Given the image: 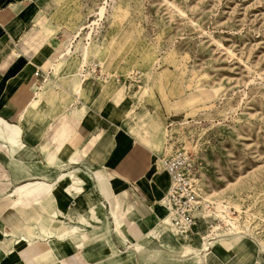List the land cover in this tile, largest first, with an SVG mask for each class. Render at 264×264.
Wrapping results in <instances>:
<instances>
[{
    "label": "crops",
    "instance_id": "obj_1",
    "mask_svg": "<svg viewBox=\"0 0 264 264\" xmlns=\"http://www.w3.org/2000/svg\"><path fill=\"white\" fill-rule=\"evenodd\" d=\"M47 3L0 0V264H264L243 237L206 258L176 242L161 138L140 134L147 109L117 88L82 100L75 38L57 48L39 29Z\"/></svg>",
    "mask_w": 264,
    "mask_h": 264
},
{
    "label": "rangeland",
    "instance_id": "obj_2",
    "mask_svg": "<svg viewBox=\"0 0 264 264\" xmlns=\"http://www.w3.org/2000/svg\"><path fill=\"white\" fill-rule=\"evenodd\" d=\"M46 2L39 29L58 34L57 48L79 36L78 68L99 21L85 66L97 77L84 83L82 100L117 88L118 99L146 108L140 134L161 138L162 155L183 150L197 162L220 242L243 237L264 254V0Z\"/></svg>",
    "mask_w": 264,
    "mask_h": 264
},
{
    "label": "built area",
    "instance_id": "obj_3",
    "mask_svg": "<svg viewBox=\"0 0 264 264\" xmlns=\"http://www.w3.org/2000/svg\"><path fill=\"white\" fill-rule=\"evenodd\" d=\"M96 72L95 68L92 69L91 75H96ZM86 74H83L84 83L90 76L85 77ZM159 162L171 178L164 205L173 234L183 242L195 245L199 255L206 258L225 235H220L219 227L213 226L209 214L212 203L206 199L197 179V162L183 150L171 155L163 154Z\"/></svg>",
    "mask_w": 264,
    "mask_h": 264
},
{
    "label": "bare ground",
    "instance_id": "obj_4",
    "mask_svg": "<svg viewBox=\"0 0 264 264\" xmlns=\"http://www.w3.org/2000/svg\"><path fill=\"white\" fill-rule=\"evenodd\" d=\"M105 6H103V7H101L100 8V11H99V13H98V16L100 17V19H102L103 17H104V13H105ZM99 19V20H100ZM99 22V21H98ZM98 22L97 21H95V22H93V25H89V29L90 30H92V31H90L89 32V34L87 35V41H88V43L87 44H85L84 45V48H83V50H82V56H83V59H82V61H81V64L82 65H80L82 68H84V70H83V72H82V79H83V73L85 72V66L87 65V62H88V57H89V48H88V46L91 44V40H92V34L94 33V31H95V26H98L99 24H98ZM85 28V27H84ZM83 30V29H82ZM81 32V31H80ZM79 32V34L81 35V33ZM79 38V36H75V39L72 41V42H70L69 43V45H68V47L66 48V53H67V55L70 57V56H72V55H76L77 54V49L76 48H78L77 46H78V43H77V40L76 39H78ZM90 42V43H89ZM83 46V45H82ZM80 50V49H79ZM80 68V67H79ZM87 72V74L85 75V77H87V76H89V75H91V71H86ZM45 80H46V78H45ZM44 80V81H45ZM74 81H78V84H79V82H80V80L78 79V75L76 76H74ZM83 81H84V79H83ZM75 82V83H76ZM199 181V180H198ZM166 198V197H165ZM164 201H165V199H164ZM164 201H163V206H164V208L166 209V207H165V205H164ZM221 206V205H220ZM220 208V207H219ZM224 208V207H223ZM220 209H222V207L220 208ZM163 223L165 224V225H167L169 228H170V230H171V232L173 233V228H172V226L170 225V222L168 221V218H167V210H166V216H165V218H164V220H163ZM174 235V234H173ZM177 239H179V238H177ZM180 240V239H179ZM180 241H182V240H180ZM183 242V241H182Z\"/></svg>",
    "mask_w": 264,
    "mask_h": 264
}]
</instances>
